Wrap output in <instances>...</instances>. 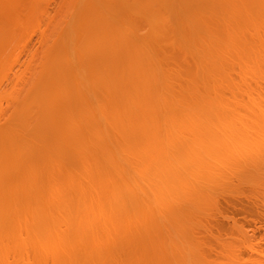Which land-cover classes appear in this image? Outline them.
Wrapping results in <instances>:
<instances>
[{
    "label": "bare ground",
    "instance_id": "bare-ground-1",
    "mask_svg": "<svg viewBox=\"0 0 264 264\" xmlns=\"http://www.w3.org/2000/svg\"><path fill=\"white\" fill-rule=\"evenodd\" d=\"M36 1L0 0V99L10 106L0 109V264H164V227L199 221L206 187L241 159L230 143L228 63L246 38L264 37V0H65L80 25L75 64L59 45L64 22L42 10L47 25L61 22L46 28ZM20 12L42 27L26 65L14 58L25 43ZM6 71L19 77L11 83Z\"/></svg>",
    "mask_w": 264,
    "mask_h": 264
},
{
    "label": "rangeland",
    "instance_id": "rangeland-1",
    "mask_svg": "<svg viewBox=\"0 0 264 264\" xmlns=\"http://www.w3.org/2000/svg\"><path fill=\"white\" fill-rule=\"evenodd\" d=\"M44 1H42V0L36 1L35 7L40 9V10H39V13L36 12V10H34V13L35 12L38 13V16H40L39 18H41V19H42L41 16L43 15V11L44 12L46 11L47 14H49L48 17H50V16L53 17L57 14L59 17L57 15H56V17H58L59 21L61 20V22L62 21L64 22V24L66 26L62 22V24L64 25L63 27H65V29L67 28V30H65L63 27H62L63 29H61L60 25H58L59 29H61V31H62L61 32L58 29L59 30L58 33L61 32V35L63 33V36H62L63 38L66 36H68V37L64 38V42L60 41L59 45H61L64 48V50L68 49L70 51V53L67 55H69V59H71L70 54L75 52L72 49V47L73 46L75 47V44H76V41L74 39L75 33H76V35L78 34L77 31L75 32L73 30V27H75L77 24L75 26L74 25L72 26V24L75 22L74 18H77V15L75 14V11L77 8L74 6L75 11L72 12L73 13L72 14L71 11H72V9L74 10V8H71L70 3H69V5H70L71 9L69 7H67L69 5L64 4L65 0H44ZM75 1H79V3L77 2L78 5L79 4L82 5V4H84V2H86V0L85 1L84 0H81V1L75 0ZM75 1H73V2H75ZM90 1L94 2L92 0H88V2H90ZM39 2H41L42 4ZM66 2L68 3L67 0H66ZM69 2H71V1H69ZM100 2H97L96 4L100 7L101 11L109 19L111 17V20L114 21L115 17L110 12H108L105 9V7L103 6V4ZM71 4L73 5V3H71ZM85 4H86L85 6L84 5L82 6L83 12H84V9H86L84 7L89 6V4H87V3H85ZM60 5L61 6L66 5L65 7H63L64 10L63 9L61 10ZM78 5H76V6H78ZM176 7L180 8V4L177 3ZM66 9H68V11L70 13H67ZM86 10H85V12H86ZM20 13L17 16H18V18L20 16V18H21V19L19 18L21 20L20 25H22L23 21H26V20L28 21V18H30V17H27V19H26V16H28V15H26L27 12L26 13L20 12ZM80 13H81V9H80ZM22 14H25L26 16L25 15L22 16ZM30 14H33V13H29V15ZM43 18L45 19L46 17L43 16ZM81 18L79 17V19H81ZM22 19H23V21H22ZM24 19H26V20H24ZM30 19L28 22H30ZM58 19L54 20L52 18L51 20L56 21L57 23L56 22L55 23L59 24L61 22L58 23ZM117 19H119V21L121 23V21H122L121 18H117ZM37 20H35V22ZM46 20L43 21V19H42L41 21H43V23L40 20L39 21L41 22V24L45 25L46 23H44V22H46ZM51 20H48V21H50V23H51V22H53ZM78 22L80 23V20H78ZM125 22H127V21L124 20V23ZM18 23H19V20H18ZM24 23H26V22H24ZM24 23L21 26L22 28H20V27L19 28L15 27V28H16V30H22V34L24 32L23 35H21V34H19V35H21V38H25L24 39L25 43L22 42L23 40H19L20 39V38H18L19 35L18 36L16 35L15 39L17 37L18 42L22 45L17 46L14 44V46H17V49L16 48L15 49L18 50V57H20V58H18L15 55L14 58L15 59L17 58V62H15V63H18L19 59H21L20 62L21 63L23 62L22 64H24L25 60L26 61L28 60L27 57L30 54L32 55V53H30V52H32L33 49L38 50V51L40 50V48H39L40 42L39 41H41V40L38 41V39H41V37H42L40 32H38V33H37V31L34 32V30L36 28L38 29L40 27V25H39L40 23L38 21L36 22V23H39L38 27L36 24H34V22L32 24H27L28 26ZM116 23H118V22H116ZM62 24H61V26H62ZM30 25H31L30 29H32L33 31L30 32V30H29L30 34L25 35V31L28 30ZM46 25H45V27L48 28V25L47 26ZM53 25H54V22H53ZM117 25L119 26L120 24H117ZM51 26H50V31H51ZM68 26H69V28H68ZM124 26H125V24H124ZM132 26H133V24H132ZM128 27H129V29H128ZM128 27H126L127 29H124V30H127L128 34L130 33L129 36H131V35L137 36L136 35L137 32H138V34H142L139 31H136V32L132 31V32H135L134 33L135 35H133L130 31V29H131L130 25ZM133 27H135V26H133ZM40 28H41L40 29V31H41L42 27H40ZM79 28L76 27L75 30H78ZM53 29H55V28H53ZM69 29H70V31L68 32ZM72 30H73V32H72ZM124 30H122V31H124ZM135 30H137V29H135ZM78 31H81V30H78ZM42 32H46L44 27H43ZM65 32H68L70 35H67ZM15 33H18V32L16 31ZM254 34H256V33H254V32L249 33V35H254ZM24 35L26 37H24ZM50 35H52V34H50ZM246 35H247V32L245 33V36ZM56 36L57 35H55V36L52 35L51 40L54 39V37H56ZM69 36H71V38ZM58 37H60V36H58ZM247 37H249V36H247ZM12 38L14 39V37H12ZM62 39H60V40H62ZM66 39H68L67 40L68 46L66 44H65L66 46H63L64 43H66L65 42ZM135 39H137V38L135 37ZM10 40H11V38H10ZM54 40H56V42H57L58 39L55 38ZM78 40H79V38H78ZM246 40H247V38L245 39V42H247V43L243 44L245 46L242 48L243 55L241 56V59H239L240 61L238 59L236 60L237 61L236 63H239V66L235 65L236 63L234 64V62H235L234 57H236L234 55V57H233L234 59H232V60H234V62L230 60V62L228 63L229 66L231 65V67H229V69L231 70V74H227V75H229L230 78L228 77L229 78L228 79L227 75H226L224 81L221 82V85L224 86L225 82H226V78L228 79L226 82V85L228 88L226 87V90L224 88V90H225L224 94L226 93V97L225 96L224 97H225V101L227 104L226 106L228 108L227 109L228 110V112H227L228 117L227 118H228V122L230 123L229 124L230 125L229 134H230V140H231L230 143H231V146L233 145L234 148L237 149V151H238V154H236V153H234V154L237 155L238 157H240L241 159H240V161L238 159L239 162L229 164L227 170L224 171L225 173L221 175L222 180H220V178L218 179L220 181V182L218 181V184H214V185L208 187L209 189L214 187L213 189H216L217 191L216 190L214 192H213V190L209 191V190H207L208 188L206 187V189H205V195H206L205 201L203 202L202 205L196 206L194 208L195 209V211H194L195 217L200 219L199 221L193 219L194 222L196 221V223H194V222L192 223L191 221L189 222L187 220L186 216H185L186 218H184V217L180 218L182 221L179 220V223H184V225H182V226L180 225L182 228H181V230H179V228H180V227L178 228L179 225L176 227L174 224L172 225L171 223H169L170 221H169V217H168L169 225H168V227H164L165 229L167 228L166 230L165 229L163 230L166 234L162 235L165 237V241L163 243L162 242L160 243L161 246H162V244H166L165 245L166 247L162 246L163 248H166L164 250L162 249L163 252L165 250L167 251V255L166 256L164 255L165 258H167V260L166 259L163 260L164 264H166V263L167 264H264V188L260 185L261 183L264 185V182L261 181V178H259L261 170L258 173V169H260L258 167V165H260V161L264 162V37L258 38L257 40H255L253 42L252 41L251 42L246 41ZM15 41L17 42V39L14 40L13 43H16ZM72 41H74L75 43ZM18 42H17V44H19ZM9 43L10 44H6V45L10 46L11 42H9ZM77 45L78 44H76V47H78ZM9 46H8V50L10 51ZM12 47L13 46H11L10 48H12ZM235 47H233L232 50H234ZM230 48H232V46ZM15 49L14 50L12 49L13 52L16 51ZM41 49L43 50L44 48H41ZM77 49H76V52H77ZM239 49H240V46H239ZM239 49L237 47V51ZM5 50L7 52L6 53L7 55L12 54V52H10L8 54V50L7 49H5ZM29 50H30V52H28ZM234 51H236V49ZM40 52H38V54ZM66 52L68 53V51H66ZM19 53H21L20 54L21 56L19 55ZM27 53H30V54H28V56H27ZM35 53H36V51H35ZM13 54H16V53H13ZM9 57L11 58V55ZM41 58L38 57L37 59H41ZM74 58L73 59L75 61L76 57L74 56ZM22 59L24 61H22ZM14 61H16V60H14ZM71 62H72V59H71ZM72 63H74V62H72ZM230 63H232V64H230ZM13 64H14V62H13ZM22 64H20V65L15 64L16 66L14 65V67L16 68V67L20 66L23 69V67L21 66ZM26 64H24V65H26ZM228 64H227V66H228ZM14 67L12 70L14 72H16L15 70H18L17 72L20 73V71H19L20 68L15 69ZM229 69H227V71ZM8 70H10V69H8ZM7 71H6V73H7ZM16 73H14V75H13V73L12 74L7 73L9 75L8 79L5 77L6 76V74H5L4 80H2L1 82H4V81L6 82V79L9 81L11 75H13V77L16 75L18 76V74H16ZM80 76H81V74H80ZM82 77L80 78L81 80H82ZM25 80H24V83H27ZM16 81H17V79L13 81L14 86L15 85L17 86V84H18V83L15 84ZM84 81L85 80L83 79V81H81V82L84 83ZM9 82L12 83V79ZM21 82L23 83V81H21ZM11 83H8L7 85L6 84L5 85L10 86ZM19 84H21V83H19ZM21 85H23V84H21ZM21 85H20V88H22ZM83 85H87L86 82ZM0 86H3V83ZM6 86H4L3 89H6V92H10L7 90H11V87L13 86V84H12V86L9 87L10 89L9 88L7 89ZM17 88H19V86H17ZM1 89H2V87H1ZM3 92H5V91L3 90ZM224 94L222 93V95H224ZM2 99H3V97L0 99L1 102L3 101ZM1 102H0V104H1ZM4 102H5V105H4ZM2 104L4 106H1L2 108L0 107V109L5 110V108H3V107L7 106L6 100L3 101ZM4 110L3 111L0 110V112L1 111L4 112ZM8 112L10 113L11 111L9 110ZM4 114H5V112H4ZM3 116L4 115L2 113L0 118H2ZM4 117H7V116H4ZM3 120H5V118ZM235 127L237 128V131H234ZM257 152H258V154H257ZM235 158H232V159L235 160ZM232 159H231V161H232ZM256 160H258V161H256ZM245 161H247V162H245ZM240 162H241V164H237ZM251 165H254V167H252ZM255 165H257V166H255ZM261 166H262L261 168H263L262 163H261ZM249 170H251V171H249ZM255 176H259L258 177L259 179H257ZM221 181L222 182L224 181V182L222 184H220V186H219V183H221ZM183 205L187 206L188 204H183ZM192 206L194 207V205H192ZM192 206L190 208H192ZM185 209H186V207H185ZM191 211H193V208L191 209ZM184 212H186V211H184ZM165 216H167V215H165ZM165 216H164V220H167L165 218ZM192 218H194V217H192ZM160 219H161L160 220L161 226L163 227L164 225H162V224L165 223L166 221H163L162 218H160ZM174 223L179 224L176 221ZM173 226H175L177 228V231L175 230L176 229L175 227L173 228ZM182 229L184 230L183 237L181 235V233L183 232ZM161 231H159V232L161 233ZM178 231H180V232H178ZM160 233H159V235L163 234V233H161V234ZM185 233H187V234H185ZM160 238H161V236L158 239L159 240L162 239L161 241H163V237L161 239ZM158 239H156V240H158ZM179 245H181V246H179ZM180 247H181V249H180L181 251L178 249Z\"/></svg>",
    "mask_w": 264,
    "mask_h": 264
}]
</instances>
